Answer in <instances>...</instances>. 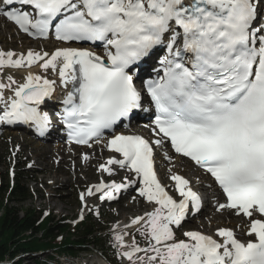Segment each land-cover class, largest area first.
I'll return each mask as SVG.
<instances>
[{"label":"snow or ice","instance_id":"6c2138e0","mask_svg":"<svg viewBox=\"0 0 264 264\" xmlns=\"http://www.w3.org/2000/svg\"><path fill=\"white\" fill-rule=\"evenodd\" d=\"M0 17L29 37L52 35L65 45L51 53L0 51V68L39 63L57 73L67 90L59 116L69 141L91 147L110 133L105 147L116 155L99 169L111 175L116 165L131 174L89 187L82 204L139 185L138 195L154 205L124 226H138L145 247L135 237L125 243L128 233L114 226L118 256L128 264H264V0H0ZM84 42L99 43L103 56L71 46ZM161 51L155 77L138 88L141 65ZM7 80L0 83V124L44 135L52 121L40 105L57 81L30 71L15 88ZM6 89L13 93L7 99ZM145 95L153 139L117 132L136 119ZM166 144L211 178L224 197L217 211L247 218L245 241L226 227L218 239L192 230L177 239L175 230L201 210L202 198L179 174L170 176L179 201L158 180L154 153ZM164 159L173 157L165 152Z\"/></svg>","mask_w":264,"mask_h":264},{"label":"rangeland","instance_id":"374dc122","mask_svg":"<svg viewBox=\"0 0 264 264\" xmlns=\"http://www.w3.org/2000/svg\"><path fill=\"white\" fill-rule=\"evenodd\" d=\"M4 24H7L6 21L0 18V36L2 37L0 39V51H12L19 55L26 54L28 50L33 49L32 51L34 52L43 53L45 51L53 52L56 48L63 45L53 40H32L29 37H25L26 35L20 33L16 28L13 29V27L5 26ZM37 64L33 65V67L31 66L32 68L30 67V69L28 67L21 69L0 68V83L7 84V77L11 76L16 81V85L12 86L15 88L18 84H21L26 76L25 74H27L26 72L22 73V71H27V69L28 71L34 70L38 68L39 63ZM40 75L50 80H56L57 86H59L57 73L48 70L44 74L40 73ZM137 85H139L138 82ZM4 96L5 99L12 96L11 89L4 90ZM0 110H3V104L0 105ZM134 129L130 128L133 131ZM25 132L9 128L0 130V174H5L9 170L13 174L11 178L13 177L15 180V177H17L20 185L24 186L29 194L28 198L22 202L12 200L8 203L11 207L18 209L20 218L22 217L21 209H34L39 215V222L46 220L50 225H54L58 221L72 224L80 221L81 215L85 217L89 214L93 216L100 233L113 235V228L117 226L118 230L128 233L125 236L127 244H130L133 237H135L141 247L146 246V241L137 231L138 226L124 228L125 225L130 224L133 218L144 216L145 213L154 209V205L149 204L150 206H148V202L143 201L136 194V190L122 189L115 194L113 199L115 201L113 202H109L110 200L107 199L100 200L101 193L86 196L87 207L80 200L79 193H86L87 189L95 186L101 178L104 179L103 182L105 184L112 182L123 183L126 178L131 179V174L123 168L119 169L116 165L110 166L112 168L111 175L99 169V166L105 164L110 158V153L105 155L107 151L105 142L109 136H103L99 144L94 141L91 142V147H76L62 140H53L52 142L48 139L34 140ZM143 133L145 135L148 134L151 137L150 140L153 139L152 132L149 133L146 129ZM22 139L25 140L22 141ZM99 145H101L105 158L94 159L95 153L100 152V149H98ZM54 148L58 149V151H54ZM63 148L67 154L66 159H62L58 153ZM83 149H85V153H82ZM51 150L53 151L51 152ZM156 151L158 152L157 168L164 180H169L170 172L173 170L181 171L188 176L195 186L210 195L209 203L211 206L207 208V211L201 213V217L198 216L185 223L181 228L176 229L177 239H184L183 232L192 228L210 233L221 225L233 226L236 233L240 237H244L247 218L232 213V215H228L232 216L231 221V218L226 216L222 219V216L218 215L215 218L212 215L222 214V211H217V207L218 202L223 203L224 199L220 192L210 185L207 176L200 169L196 168L186 158H180L175 153L168 151L166 146ZM165 152L174 157L171 162L164 159ZM178 162L181 163L179 164ZM2 183H4V180ZM213 201H215L216 205ZM99 216L101 217L100 219L98 218ZM20 255L24 259L25 264H35V262L36 264L40 262V264H67L66 260L74 261V263L78 261L81 264H91L93 258H102V255L94 252L92 248L77 254V257L82 260L67 256V258H63L56 249ZM120 260L121 262H126L120 264H128L126 259L120 257Z\"/></svg>","mask_w":264,"mask_h":264},{"label":"trees","instance_id":"16d2710c","mask_svg":"<svg viewBox=\"0 0 264 264\" xmlns=\"http://www.w3.org/2000/svg\"><path fill=\"white\" fill-rule=\"evenodd\" d=\"M19 182L17 177L10 178L9 170L0 174V264L11 260L10 264H25L24 259H15L20 254L56 249L60 254L77 256L89 248L119 264L113 236L100 233L91 216L76 225L62 221L50 225L46 220L39 222L36 210L21 209L20 218L18 209L8 204L28 198L27 189Z\"/></svg>","mask_w":264,"mask_h":264},{"label":"bare ground","instance_id":"6f19581e","mask_svg":"<svg viewBox=\"0 0 264 264\" xmlns=\"http://www.w3.org/2000/svg\"><path fill=\"white\" fill-rule=\"evenodd\" d=\"M1 19H3L4 21H6L3 17H0ZM6 23L7 24H4L5 26H11V27H13V29H15V27H14V25L11 23V22H7L6 21ZM4 27V26H3ZM2 30V29H1ZM25 37H27V36H25ZM2 37L0 36V39H1ZM41 43V42H40ZM45 43V42H44ZM31 48V47H30ZM37 48V47H36ZM33 50V49H32ZM48 53H51V51H48ZM18 54V53H17ZM36 65H38V64H36ZM33 67V66H32ZM31 67V68H32ZM30 69V68H29ZM27 73L28 74V69H27V71H22V73ZM30 72H32L33 74H36V75H40V73H42V74H44V71L42 70V69H40V67L38 66V68H35L34 70H30ZM27 74H25V75H27ZM21 75V74H20ZM24 82V80L21 82V83H23ZM66 91V90H65ZM13 94V93H12ZM7 99V98H6ZM49 114V116H51L50 115V113H48ZM25 129V128H24ZM25 139H22V141H24ZM91 143V142H90ZM104 144V143H103ZM67 146H69V145H67ZM66 146V147H67ZM65 147V148H66ZM68 149V148H67ZM98 149H100V152L99 153H95V155H94V159H102V158H105V155H107L108 153H110L109 152V150L107 149V151L105 152V155L103 154V150H102V148H101V145H99V147H98ZM54 151L56 150V151H58V149H56V148H54L53 149ZM53 150H51V152L53 151ZM76 150H78V149H76ZM80 150V149H79ZM85 153V149H83V151H82V153ZM60 155H61V157H62V159H66L67 158V154L65 153V149L63 148V149H61L59 152H58ZM46 156V155H45ZM176 156V155H175ZM110 157H112V156H110ZM173 157V156H172ZM174 158V157H173ZM177 163V162H176ZM179 163V162H178ZM181 163V162H180ZM179 163V164H180ZM189 163V162H188ZM186 165V164H185ZM185 170H186V168H184ZM191 172V171H190ZM159 176H160V174H159ZM130 177H131V175H130ZM194 179H195V177H194ZM100 183V182H99ZM200 185V184H199ZM117 194V193H116ZM140 198H142V197H140ZM143 199V198H142ZM145 200V199H144ZM146 201V200H145ZM149 204H151V203H149L148 202V206H150ZM221 213V212H220ZM212 215H214V217L215 218H217V216L219 215V216H222L221 218L223 219V218H225V216L228 218H231V221H232V216H228V215H232V212L231 211H229V210H224V211H222V214H212ZM234 217V216H233ZM216 221H219V220H216ZM119 226H121V225H119ZM221 227H224V226H221ZM227 227V226H226ZM122 228H123V226H122ZM220 228V227H219ZM120 229V228H119ZM196 231H200V232H202V230H196ZM125 243H127V242H125ZM101 258V257H100ZM99 257L98 258H93L92 259V261H91V264H107L105 261H103L102 260V258L100 259ZM84 263V262H83ZM78 264H81L80 262L78 263ZM84 264H87V263H84Z\"/></svg>","mask_w":264,"mask_h":264},{"label":"water","instance_id":"95a60500","mask_svg":"<svg viewBox=\"0 0 264 264\" xmlns=\"http://www.w3.org/2000/svg\"><path fill=\"white\" fill-rule=\"evenodd\" d=\"M151 61V60H150ZM16 259V258H15ZM14 259V260H15ZM13 260H11L10 262H5V263H1V264H10Z\"/></svg>","mask_w":264,"mask_h":264}]
</instances>
